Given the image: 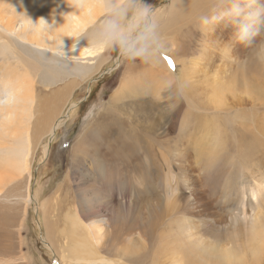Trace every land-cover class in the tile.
<instances>
[{
    "label": "rangeland",
    "instance_id": "rangeland-1",
    "mask_svg": "<svg viewBox=\"0 0 264 264\" xmlns=\"http://www.w3.org/2000/svg\"><path fill=\"white\" fill-rule=\"evenodd\" d=\"M143 2L153 6L159 19L168 17L172 12L173 0ZM203 5L198 3V6ZM7 15L15 22L22 20L18 0H0V19L5 20ZM100 20L101 17L95 26L83 32V37L68 47L92 48L91 34ZM0 34L5 36L0 40L1 52L2 43L10 42L11 50L18 51L21 57L24 53L36 57L35 50L20 43L14 35L10 37L1 29ZM103 51V55L86 61L89 67L98 69L81 78L76 89L71 88L73 91L69 93L58 117L62 121H55L59 123L53 138L50 137L51 132L46 138L48 129L55 124L52 120H55L56 113L52 108V114L47 117V128L43 125L38 132L37 138L43 139H39L35 150L31 140L25 151L28 161L14 163L19 165L17 171L11 166L0 167V264H78L74 260L75 255H72L77 249L78 237L81 241L85 238L83 243L90 240L85 237L87 231H82L83 227L73 226L75 215L88 225L99 216L110 220L107 241L111 254L114 253L111 249L114 245L116 249L124 248L130 239H137L139 234H143L151 247L145 264H157V247L160 244L168 246L169 243L181 245L186 254L192 250L201 264H206L211 258L209 253L201 250L208 247L196 246L188 239L187 219H195L190 216L197 215L188 213L183 205L193 190L192 183L199 176L192 159L180 164L176 157L179 150L195 152L199 156L203 154L204 157L205 148L197 139L187 148L178 147L182 139L174 128L180 121L176 103L170 104L172 114L167 119L158 113L142 116L134 107L135 100L129 99L132 61L122 57L116 49L104 48ZM189 54V57L193 56ZM7 59L14 61L15 55L6 56L5 60L0 56V65ZM53 60L56 67L64 62L76 66L83 63L60 56H54ZM135 65H141V61L137 60ZM174 69L173 74L177 75L179 67L174 65ZM8 78L14 80L10 75ZM40 79L44 80L42 76L38 78L34 92L41 95L37 96L41 101L49 97L54 99L56 94L52 91L64 88L73 80L66 77L57 83L42 84ZM163 80L168 82L165 78ZM61 100H64L63 96L53 100L52 106L59 107L63 104ZM199 113L204 121L213 126L211 121H214L220 129L211 133V137L219 142L218 148L209 150L214 152L209 161L213 172L210 176L203 174L201 177V180L207 178L212 196L227 192L232 189L230 185L237 181L254 179L257 183H264V162L254 153L249 154L247 149L254 147L255 136L234 131V120L228 113L222 112L220 116L204 110ZM154 115L157 117L154 118ZM8 141L7 137H0V161L7 158L12 150L6 145ZM45 146L49 149L47 154ZM246 187L244 202L250 196L252 184ZM195 198L194 190L191 199ZM228 211L235 219L234 226L227 230L207 228L204 236L209 241H231L236 245L239 243L236 239L239 224L246 232L243 217L239 218V203L221 204L208 217H219ZM70 231L77 237L70 236ZM187 257L190 258V255ZM158 261L159 264H170V261Z\"/></svg>",
    "mask_w": 264,
    "mask_h": 264
},
{
    "label": "bare ground",
    "instance_id": "bare-ground-1",
    "mask_svg": "<svg viewBox=\"0 0 264 264\" xmlns=\"http://www.w3.org/2000/svg\"><path fill=\"white\" fill-rule=\"evenodd\" d=\"M196 1L173 0L171 14L159 19L169 49L165 57L179 67V73L173 74L175 69L165 58L159 65L142 62L141 65H135L137 60L132 61L129 99L135 100L134 107L142 116L158 113L160 116L165 115L166 119L172 114L170 104L176 103L179 108L177 118L180 121L174 125V128L178 130L182 139L178 147L187 148L197 139L205 148L204 157L203 154L199 156L195 152L186 153L183 150L177 151L176 157L180 164L192 159L191 163L199 176L192 183V192L195 190L196 198L191 199V192L183 207L188 213L197 215L190 216L195 219H187L188 239L196 246L208 247L200 248L211 256L206 264H264V183H257L254 179L237 181L230 185L232 189L212 196L211 185L207 178L201 180V177L203 174L210 176L213 172L209 161L214 157V152L211 153L209 150L212 148L214 151L218 148L219 142L211 137V133L220 129L214 121L211 122L215 127L209 121H204L199 113L204 110L218 114L217 116L222 112L232 116L234 131L255 136L254 147L247 148L249 154L254 153V156H259L264 162V43H262L264 36L258 37L253 46L243 47L230 44L234 32L231 25L221 23L214 32L201 31L196 21L201 14L210 10V0ZM198 3L205 5L198 6ZM18 7L23 14L22 20L15 22L10 15H7L5 20L0 19V29L9 36L14 35L20 43L31 46L35 50L36 57L28 53H24L21 57L18 51L11 50L10 42L2 43L0 56L5 60L6 56L15 55V60L7 59V62L0 65V131L2 132L0 137H7L9 141L6 145L12 149L9 156L0 161V167L11 166L15 171L19 165L14 163L23 164L28 161L25 151L31 140L34 142L33 150H35L34 146L39 139H43L37 138L38 132L43 125L46 126L47 117L52 114L51 109L53 108L56 113L55 120H52L53 124L60 116L69 93L73 91L71 88L76 89V84L90 73L89 71H97L98 67H89L86 61H92L104 54V47L93 42L94 46L89 50L68 47L69 44L83 37V32H86L90 26H95L100 17L102 19L104 0H18ZM204 10L206 11L203 12ZM43 19L49 25L45 24ZM3 37L5 36L0 34V40ZM20 51L25 52L24 49ZM189 52L192 57H189ZM54 56L83 61V63L81 66H76L60 61L62 65L56 67ZM55 62L59 63V61ZM9 75L14 77L13 81L8 78ZM41 76L44 80L40 79L39 83L42 84L57 83L66 77H71L73 80L64 88L53 90L52 93L56 94L54 99L49 97L41 101L37 98L41 95L34 92V85ZM176 77L180 78V86L176 85ZM163 78L174 85L171 93L165 90L166 82ZM62 96L63 104L61 103L57 108L54 107L55 105L52 106L53 100H58ZM58 123L54 124V127L50 126L46 138L50 132V137L53 138ZM17 143L18 145L15 146ZM244 144H246L245 140ZM48 151V147L45 146V154ZM262 167L264 169V166ZM251 184L250 196H247V201L244 202L246 186ZM236 203H239V218L243 217L246 224L245 233L242 224H239L236 230V239L239 243L235 245L231 241L227 243L209 241L204 236L207 228L227 230L234 226L235 219L230 217V211L215 218L213 215L211 217L208 215L221 204L229 206ZM75 216L73 226L83 227L82 231H87L85 237L90 240L88 243H83L85 238L81 237L83 238L81 241L78 237L77 249L75 254H72L75 255L74 260L78 264L146 263L144 260L149 256L151 247L143 234H139L137 239H130L129 244L127 243L124 248L116 249L114 245L111 248L114 253L111 254L110 243L107 241L110 220L104 216H97L98 219L88 225L85 220L82 221L77 215ZM63 230L69 233L68 230ZM73 233L71 232L70 236L75 237L76 233L72 235ZM187 255H190V258ZM155 257L157 264L159 259L170 261V264H201L192 250L190 254H186L181 245L174 243H169L168 246L160 244L156 249Z\"/></svg>",
    "mask_w": 264,
    "mask_h": 264
},
{
    "label": "clouds",
    "instance_id": "clouds-1",
    "mask_svg": "<svg viewBox=\"0 0 264 264\" xmlns=\"http://www.w3.org/2000/svg\"><path fill=\"white\" fill-rule=\"evenodd\" d=\"M196 23L201 31L211 32L221 23L231 25L230 44L251 47L264 36V0H210V10ZM91 40L100 47L118 50L127 60L148 65H159L169 51L156 10L143 0H104V15ZM175 80L180 86V78ZM173 87L165 83L166 91L171 93Z\"/></svg>",
    "mask_w": 264,
    "mask_h": 264
},
{
    "label": "snow or ice",
    "instance_id": "snow-or-ice-1",
    "mask_svg": "<svg viewBox=\"0 0 264 264\" xmlns=\"http://www.w3.org/2000/svg\"><path fill=\"white\" fill-rule=\"evenodd\" d=\"M166 60H168V63L170 64V66H173L174 67V62L169 59L168 57H165Z\"/></svg>",
    "mask_w": 264,
    "mask_h": 264
}]
</instances>
